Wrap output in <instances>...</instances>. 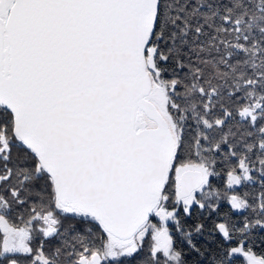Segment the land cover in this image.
I'll use <instances>...</instances> for the list:
<instances>
[{
	"label": "snow or ice",
	"instance_id": "6c2138e0",
	"mask_svg": "<svg viewBox=\"0 0 264 264\" xmlns=\"http://www.w3.org/2000/svg\"><path fill=\"white\" fill-rule=\"evenodd\" d=\"M264 264V0H0V264Z\"/></svg>",
	"mask_w": 264,
	"mask_h": 264
},
{
	"label": "trees",
	"instance_id": "16d2710c",
	"mask_svg": "<svg viewBox=\"0 0 264 264\" xmlns=\"http://www.w3.org/2000/svg\"><path fill=\"white\" fill-rule=\"evenodd\" d=\"M126 264H138V262L136 260H129Z\"/></svg>",
	"mask_w": 264,
	"mask_h": 264
}]
</instances>
